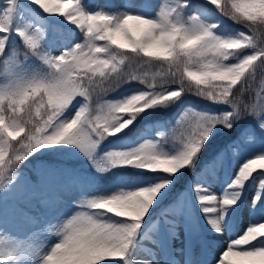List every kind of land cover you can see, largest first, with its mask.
Here are the masks:
<instances>
[{
  "label": "snow or ice",
  "instance_id": "snow-or-ice-1",
  "mask_svg": "<svg viewBox=\"0 0 264 264\" xmlns=\"http://www.w3.org/2000/svg\"><path fill=\"white\" fill-rule=\"evenodd\" d=\"M0 65V264H264V0H2Z\"/></svg>",
  "mask_w": 264,
  "mask_h": 264
},
{
  "label": "trees",
  "instance_id": "trees-1",
  "mask_svg": "<svg viewBox=\"0 0 264 264\" xmlns=\"http://www.w3.org/2000/svg\"><path fill=\"white\" fill-rule=\"evenodd\" d=\"M230 23V22H229ZM236 27H239L238 25ZM17 44L20 43V41L16 42ZM0 71H2V65H0ZM261 75L258 73L257 74V78L255 83L253 84V90L259 89L260 88V80H261ZM132 86H136V87H142V85H137L135 83H133ZM125 88L128 87V85L124 86ZM124 88H121L119 91H115V92H111L109 94L110 97H114L115 95H117L121 90H123ZM251 95V93L249 94V96ZM249 96H245V100H249ZM185 100H189L190 102H192L194 105H196L199 108H203V107H211V105L208 104V102L203 101L201 99H199L196 96H192V95H187L184 97ZM175 108L176 105L169 107L167 109L164 110H159L156 113H154L151 117L148 118V120L150 121H159L161 124L167 125L171 122L174 121V112H175ZM145 123V121H141V124L138 125V127L142 126ZM217 142H213L210 143L204 153L203 156L201 157V159L203 160L204 158H209L211 156V154L213 153L215 147H216ZM68 164L70 167H76L79 168L81 166H85V164L83 163V161L81 160V158L79 159H72L68 161ZM90 171V170H89Z\"/></svg>",
  "mask_w": 264,
  "mask_h": 264
},
{
  "label": "rangeland",
  "instance_id": "rangeland-1",
  "mask_svg": "<svg viewBox=\"0 0 264 264\" xmlns=\"http://www.w3.org/2000/svg\"><path fill=\"white\" fill-rule=\"evenodd\" d=\"M107 2H108V0H93V3L98 4V5H101V6H103V5L106 4ZM117 2H119V0H117ZM152 2H153V3H158L159 0H152ZM0 6H2V0H0ZM18 41H19V40H17L16 42H18ZM57 54H58V53H57ZM132 87H136V86H132ZM122 91H124V89L121 90L120 92H122ZM120 92H119L117 95H115L114 97L118 96V95L120 94ZM186 101L190 102L189 100H186ZM190 103H192V102H190ZM192 104H193V103H192ZM193 105H194V104H193ZM203 108H205V107H203ZM178 110H179V109H178V106H176V108H175V112H174V121L171 122V123H169V124H167V125H166L167 127L171 128V127H173V126L175 125V118H176V113L178 112ZM81 160L83 161V163H84L85 166H86V161L83 160L82 158H81ZM230 167H231V166H230ZM71 211H72V209H71L70 207H66V208H64V212H65L66 214H70ZM181 233H182V229H181ZM17 235L22 236L23 233H22V232H18ZM181 239H182V235H181ZM179 242H180L179 240L175 241V243H176L177 245L179 244Z\"/></svg>",
  "mask_w": 264,
  "mask_h": 264
}]
</instances>
